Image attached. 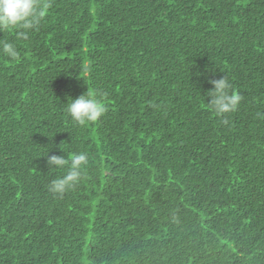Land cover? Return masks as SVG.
Wrapping results in <instances>:
<instances>
[{
	"label": "trees",
	"instance_id": "trees-1",
	"mask_svg": "<svg viewBox=\"0 0 264 264\" xmlns=\"http://www.w3.org/2000/svg\"><path fill=\"white\" fill-rule=\"evenodd\" d=\"M0 41L21 57L0 54V264H264V0H51ZM88 91L106 112L76 125ZM73 152L55 195L47 156Z\"/></svg>",
	"mask_w": 264,
	"mask_h": 264
},
{
	"label": "clouds",
	"instance_id": "clouds-1",
	"mask_svg": "<svg viewBox=\"0 0 264 264\" xmlns=\"http://www.w3.org/2000/svg\"><path fill=\"white\" fill-rule=\"evenodd\" d=\"M51 7V0H0V30H11L16 40H27L31 32L37 30L44 21ZM0 54L10 60L19 61L20 53L17 45L10 41H0ZM83 74L90 75L88 65L83 66ZM212 85L207 91L210 100L207 107L217 117L235 112L242 99L241 95L233 90L232 84L226 77L211 79ZM66 112L76 125H85L96 122L106 112V106L96 95L85 92L75 99H70ZM221 119V123H227ZM89 161L87 152H73L67 158L64 155L47 156V164L56 169L67 167L68 171L62 176L50 181L48 190L55 195H62L71 186L75 185L81 171Z\"/></svg>",
	"mask_w": 264,
	"mask_h": 264
}]
</instances>
